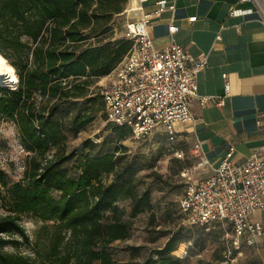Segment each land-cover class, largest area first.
I'll list each match as a JSON object with an SVG mask.
<instances>
[{
	"label": "trees",
	"instance_id": "1",
	"mask_svg": "<svg viewBox=\"0 0 264 264\" xmlns=\"http://www.w3.org/2000/svg\"><path fill=\"white\" fill-rule=\"evenodd\" d=\"M127 2L0 0V54L20 55L24 64L17 90L0 87V92H8V96H0V113L16 119L27 149L38 155L30 161L24 185L16 183L9 188L7 174L0 167V200L10 199V213L0 215V264H36L27 256L4 250L9 243L7 235L24 232L20 222L24 214L54 221L65 234L70 233L65 253L55 257L58 264H127L115 259L108 246L130 234L131 223L124 217L121 201H130L131 217L153 209L151 191H140L138 187L137 173L141 168L134 159L116 151L94 153L98 144L90 138L84 140L82 150L66 152L63 120L54 118L60 103H71L86 95L87 80L66 85V79L73 76L77 80L93 72L106 76L129 53L133 41L128 37L96 48V52L80 49L89 38L105 33L106 25ZM94 62L100 64L99 69L93 70ZM11 64L17 66L15 62ZM35 90L50 100L56 99L47 114L28 102ZM103 103L106 112L104 98ZM86 123L76 124L75 132ZM114 124L116 130L128 128ZM51 146L56 149L49 158ZM71 161L74 175L65 166ZM7 187L9 194L3 190ZM177 251L171 236L140 264H180ZM51 252L58 255V247H52Z\"/></svg>",
	"mask_w": 264,
	"mask_h": 264
},
{
	"label": "rangeland",
	"instance_id": "2",
	"mask_svg": "<svg viewBox=\"0 0 264 264\" xmlns=\"http://www.w3.org/2000/svg\"><path fill=\"white\" fill-rule=\"evenodd\" d=\"M128 3L106 25L105 33L89 38L80 49L90 48L91 52H96V48L109 42L128 40L127 22L136 17L135 11L131 10L133 0ZM4 57L9 63H17V66H13L16 83L1 84L5 86L0 87L17 90L20 86V73L24 70L22 58L14 53H8ZM99 67L100 64L96 65L94 62L93 70ZM84 80L89 82L86 95L73 99L71 103H60L54 115V118L63 120V148L66 152L80 151L84 140L90 138L98 144L94 153L116 151L128 159H134L141 168L137 173L139 190L151 191L153 209L137 217L130 216L132 205L129 200L119 203L124 210L125 219L131 223L130 234L126 239L116 240L108 246L113 257L127 264H140L152 255L153 249L163 246L174 236L178 245L175 256L180 259V264H218L225 247L222 228L208 231L199 226H189L180 211V198L185 185L182 172L193 170L194 176L203 178L204 175L200 174L201 168L196 167L199 157L185 150L184 155L180 157L177 151L182 148L179 147L178 141H171L165 131H154L149 137L138 139L129 127L124 131L116 130L114 122L107 119L101 96L102 88L108 83L106 76H98L94 72L77 80L71 76L64 84L82 83ZM1 95L8 96V92L1 91ZM28 102L47 114L48 107L57 101L50 100L48 96H43L39 90H35ZM75 117L77 122L74 121ZM81 122L87 123L75 132L74 126ZM55 149L54 146L50 147L49 158L53 156ZM36 155L27 149L16 119L6 113H0V167L7 174L9 188L16 183H27L26 170L31 166L32 157ZM65 166L72 175L76 174L72 161ZM3 190L5 194H9L8 187ZM9 206V198L0 200V215L9 214ZM20 222L24 232L13 231L7 235L9 243L4 250L27 256L36 264H58L59 259L55 257L65 253L64 247L69 242L70 233L65 234L54 221H43L31 214L22 215ZM54 246L58 247V255L53 256L51 251ZM237 259L238 255L231 264H235Z\"/></svg>",
	"mask_w": 264,
	"mask_h": 264
},
{
	"label": "built area",
	"instance_id": "3",
	"mask_svg": "<svg viewBox=\"0 0 264 264\" xmlns=\"http://www.w3.org/2000/svg\"><path fill=\"white\" fill-rule=\"evenodd\" d=\"M146 0H133L131 8L136 17L127 22V37L133 41L124 60L108 75L107 85L101 94L105 101L107 119L118 125L131 128L138 139L149 137L163 127L171 141L177 138L175 124L193 119L190 101L198 97L202 104L211 96H198V74L206 67L207 58L195 59L180 44L172 41L166 48H155L149 30L151 15L140 13ZM251 2L260 12L264 24L263 0H240ZM159 10L165 1H159ZM253 9H233L236 16L252 12ZM138 16V17H137ZM195 16L190 17L194 21ZM179 26H169L171 34ZM226 77V76H225ZM230 84L225 83V92ZM223 98L217 104L221 105ZM264 126V112L258 117ZM198 148V145L196 146ZM234 147L212 175L197 179L193 170H184L183 194L180 211L185 223L206 230L222 228L225 247L218 264H231L244 245L251 246L264 236V226L251 219L256 209H264V145L244 161L234 159ZM177 154L182 157V150ZM207 164L201 159L196 167Z\"/></svg>",
	"mask_w": 264,
	"mask_h": 264
},
{
	"label": "crops",
	"instance_id": "4",
	"mask_svg": "<svg viewBox=\"0 0 264 264\" xmlns=\"http://www.w3.org/2000/svg\"><path fill=\"white\" fill-rule=\"evenodd\" d=\"M159 1L163 0L144 1L137 14L151 15L149 30L155 48L164 49L175 41L193 58L208 60L198 74L197 93L211 99L202 104L197 96L192 98L193 119L174 126L180 150L207 161L198 167L203 178L195 176L204 179L213 174L230 147L235 148L234 159L244 161L264 145V126L258 124L264 112V24L251 2L164 0L165 7L159 10ZM250 8L252 12L231 15L233 9ZM193 16L196 19L190 21ZM173 23L179 30L171 34ZM221 98L223 103L218 105ZM250 217L264 226V209L254 210ZM235 264H264V236L251 246L244 245Z\"/></svg>",
	"mask_w": 264,
	"mask_h": 264
},
{
	"label": "bare ground",
	"instance_id": "5",
	"mask_svg": "<svg viewBox=\"0 0 264 264\" xmlns=\"http://www.w3.org/2000/svg\"><path fill=\"white\" fill-rule=\"evenodd\" d=\"M0 61L3 62V65L0 66V85L15 84L16 77L13 65L2 54H0Z\"/></svg>",
	"mask_w": 264,
	"mask_h": 264
},
{
	"label": "snow or ice",
	"instance_id": "6",
	"mask_svg": "<svg viewBox=\"0 0 264 264\" xmlns=\"http://www.w3.org/2000/svg\"><path fill=\"white\" fill-rule=\"evenodd\" d=\"M3 65V62L2 61H0V66H2Z\"/></svg>",
	"mask_w": 264,
	"mask_h": 264
},
{
	"label": "water",
	"instance_id": "7",
	"mask_svg": "<svg viewBox=\"0 0 264 264\" xmlns=\"http://www.w3.org/2000/svg\"><path fill=\"white\" fill-rule=\"evenodd\" d=\"M1 86H4V85H1Z\"/></svg>",
	"mask_w": 264,
	"mask_h": 264
}]
</instances>
